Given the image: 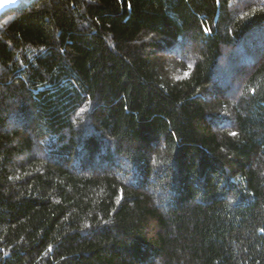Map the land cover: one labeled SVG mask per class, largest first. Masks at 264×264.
Here are the masks:
<instances>
[{"label": "trees", "instance_id": "16d2710c", "mask_svg": "<svg viewBox=\"0 0 264 264\" xmlns=\"http://www.w3.org/2000/svg\"><path fill=\"white\" fill-rule=\"evenodd\" d=\"M0 264H264V0L3 11Z\"/></svg>", "mask_w": 264, "mask_h": 264}, {"label": "crops", "instance_id": "0c3cea01", "mask_svg": "<svg viewBox=\"0 0 264 264\" xmlns=\"http://www.w3.org/2000/svg\"><path fill=\"white\" fill-rule=\"evenodd\" d=\"M26 0H2L0 2V14L10 8L16 7L22 3H24Z\"/></svg>", "mask_w": 264, "mask_h": 264}, {"label": "clouds", "instance_id": "9594fccd", "mask_svg": "<svg viewBox=\"0 0 264 264\" xmlns=\"http://www.w3.org/2000/svg\"><path fill=\"white\" fill-rule=\"evenodd\" d=\"M0 2H2V0H0Z\"/></svg>", "mask_w": 264, "mask_h": 264}]
</instances>
